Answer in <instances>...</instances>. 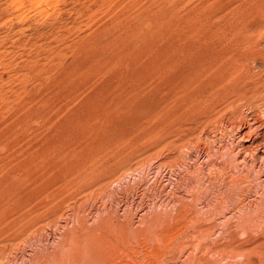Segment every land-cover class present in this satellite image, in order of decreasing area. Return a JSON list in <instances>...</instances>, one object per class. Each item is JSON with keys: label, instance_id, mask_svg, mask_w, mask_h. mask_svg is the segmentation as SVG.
<instances>
[{"label": "rangeland", "instance_id": "rangeland-1", "mask_svg": "<svg viewBox=\"0 0 264 264\" xmlns=\"http://www.w3.org/2000/svg\"><path fill=\"white\" fill-rule=\"evenodd\" d=\"M241 37L264 52V0H0V264L74 255L116 214L134 218L139 243L101 264H264V185L227 156L221 117L195 133L203 115L179 125L150 88L168 48L206 57ZM86 169L110 178L82 189Z\"/></svg>", "mask_w": 264, "mask_h": 264}, {"label": "bare ground", "instance_id": "bare-ground-1", "mask_svg": "<svg viewBox=\"0 0 264 264\" xmlns=\"http://www.w3.org/2000/svg\"><path fill=\"white\" fill-rule=\"evenodd\" d=\"M249 8V7H248ZM243 26V25H242ZM253 28V27H252ZM251 30V29H250ZM186 31V30H185ZM256 32V30H255ZM241 34V33H240ZM244 34V33H243ZM229 35V34H228ZM227 35V36H228ZM205 37V36H203ZM254 37V36H253ZM242 38V37H241ZM251 38V37H250ZM181 39V38H180ZM207 39V38H206ZM249 38H240L231 39L226 38V41H223L221 49L223 51H217L218 46H215L217 49H214L210 55L206 57L202 56L200 53L191 52L188 46L176 45L173 48L167 50L163 55L162 59H158L152 69V75L154 78V83L150 86L151 90L154 91L156 96L159 98L158 101L163 104L162 109L160 108L161 113H174L175 121L179 124L181 121L183 124L185 120L192 117H197L203 115L202 122L197 123L194 128L190 130L195 133L200 131L205 135H209V128L212 125L211 119L212 116L217 115V119L221 120L220 127L223 128V133H230L232 137L231 144H227L223 147L224 150H227L230 158V154H233V162L238 167L243 168L242 171H247L255 174L259 178V185H264V74L259 75L255 73L253 67L251 66L252 62H256L259 56L264 57V52H262L259 47L251 46L249 43ZM184 40V38H183ZM182 40V41H183ZM185 41V40H184ZM253 42V41H252ZM254 43V42H253ZM191 44V43H190ZM199 45V44H198ZM194 46V44H193ZM234 47L233 52L227 51V48ZM196 48H194L195 50ZM220 49V48H219ZM205 50V49H203ZM202 50V53H203ZM260 58V60H261ZM264 61V60H263ZM263 66H264V62ZM261 63V64H262ZM264 70V69H263ZM257 71V70H256ZM129 75V74H128ZM127 76V75H126ZM129 82V81H128ZM148 84V83H147ZM144 87V86H143ZM129 90V89H128ZM141 90V89H140ZM148 90V89H147ZM145 90L144 92H146ZM142 93V92H141ZM141 96V95H140ZM143 96V94H142ZM154 97V96H152ZM137 98V97H136ZM140 98V97H139ZM142 98V97H141ZM156 99V98H155ZM124 103V102H123ZM159 103V102H158ZM155 106V105H154ZM160 107V106H159ZM174 109V110H173ZM175 111V112H174ZM156 113V112H155ZM169 114V115H170ZM178 114V115H177ZM158 119L162 118L161 115ZM165 117V115H164ZM152 118V117H151ZM154 118V117H153ZM179 119V121H177ZM193 119V118H192ZM163 120V119H162ZM170 120V119H169ZM166 121V118H165ZM189 121V120H188ZM186 121V123L188 122ZM216 121V123H217ZM156 122V121H155ZM164 122V121H163ZM170 122V121H169ZM173 122V121H172ZM175 122V123H176ZM167 123V121H166ZM165 123V124H166ZM176 123V124H177ZM154 124V123H153ZM170 124V123H168ZM174 124V123H173ZM193 124V122H192ZM181 125V123L179 124ZM201 125L205 127L200 130ZM215 125V124H214ZM213 125V126H214ZM161 126V125H160ZM187 126V125H186ZM217 126V124L215 125ZM159 127V126H158ZM157 127L158 131L159 128ZM172 127V126H171ZM170 127V128H171ZM180 127V126H179ZM166 128V127H165ZM151 129V128H150ZM156 129V127H155ZM154 131L156 132V130ZM162 129V128H161ZM160 129V131H161ZM179 129V128H178ZM211 129V128H210ZM218 130V129H215ZM222 130V129H221ZM157 131V132H158ZM213 131V129H212ZM162 132V131H161ZM169 132V129H168ZM191 132V131H190ZM193 132V133H194ZM211 132V131H210ZM220 132V131H219ZM148 133V132H147ZM186 133V132H185ZM213 133V132H212ZM216 133V132H214ZM213 133V134H214ZM157 135V134H156ZM160 135V134H158ZM162 135V134H161ZM164 135H168L167 133ZM163 135V136H164ZM193 135V134H192ZM201 135V134H200ZM200 135L196 137H190V141L199 143ZM216 135V134H215ZM166 137V136H165ZM202 137V136H201ZM227 137V136H226ZM229 137V136H228ZM204 139V137H202ZM213 138V137H211ZM217 138V137H216ZM224 138V137H223ZM222 139V138H221ZM229 139V138H228ZM206 140V139H205ZM230 140V139H229ZM227 140V142L229 141ZM188 142V143H189ZM133 143V142H132ZM205 143V142H204ZM212 143V142H211ZM221 143V142H220ZM229 143V142H228ZM224 144V143H223ZM192 145V143H191ZM209 145V144H208ZM220 145V144H219ZM193 146V145H192ZM197 146V145H196ZM222 146V145H220ZM219 146V150H220ZM184 147V146H183ZM191 147V146H190ZM194 147V146H193ZM211 147V146H210ZM60 148V147H59ZM168 148V147H167ZM203 148V147H202ZM218 148V147H216ZM227 148V149H226ZM187 149V148H186ZM194 149V148H193ZM55 150V149H54ZM57 150V149H56ZM214 150V149H213ZM223 150V151H224ZM189 151V150H188ZM195 151V150H194ZM200 158H205L208 155V152L204 149L197 150ZM209 151V150H208ZM222 151V150H221ZM220 151V153H221ZM101 152V151H100ZM107 152V151H106ZM102 153V152H101ZM214 153V152H213ZM212 153V154H213ZM219 153V152H218ZM100 154V153H99ZM103 154V153H102ZM192 154V153H191ZM223 154V153H222ZM226 154V153H225ZM56 155V154H55ZM96 155V153L94 154ZM93 155V156H94ZM101 155V154H100ZM163 155V154H162ZM168 155V154H167ZM211 155V154H210ZM88 156V155H87ZM185 156V155H184ZM217 156V155H215ZM214 156V157H215ZM225 156V157H227ZM39 157V156H38ZM89 157V156H88ZM95 157V156H94ZM99 157V156H98ZM116 157V156H115ZM179 157V156H178ZM189 157V156H188ZM194 157V156H193ZM213 157V158H214ZM219 157V156H218ZM222 157V156H221ZM47 158V157H46ZM55 158V157H54ZM97 158V157H96ZM106 158V157H105ZM104 158V161H105ZM121 157L115 158L119 159ZM128 158V157H127ZM169 158V157H168ZM167 158V159H168ZM177 158V157H176ZM185 158V157H184ZM87 160V158H85ZM109 159V158H107ZM126 159V158H125ZM131 159V158H129ZM156 159V158H155ZM218 159V158H216ZM220 159V157H219ZM91 160V159H90ZM89 160V161H90ZM116 160V161H117ZM197 160V159H196ZM231 160V159H229ZM36 161V160H35ZM48 161V160H47ZM99 161V160H98ZM101 161V160H100ZM109 161V160H108ZM119 161V160H118ZM117 161V162H118ZM123 161V160H122ZM126 161V160H125ZM164 161V160H163ZM167 161V160H166ZM193 161V160H192ZM204 161V160H203ZM228 161V160H227ZM87 161H85L86 163ZM91 162V161H90ZM110 162V161H109ZM108 162V163H109ZM149 162V161H148ZM180 162V161H179ZM188 162V161H187ZM190 162V160H189ZM232 162V161H231ZM232 162V163H233ZM36 163V162H35ZM68 163V162H67ZM88 163V162H87ZM98 162H96L97 164ZM100 163V162H99ZM105 163V162H104ZM107 163V162H106ZM120 163V161H119ZM124 163V162H123ZM165 163V162H164ZM192 163V162H191ZM37 164V163H36ZM84 164V163H83ZM89 164V163H88ZM94 164V163H93ZM112 169V164L109 163ZM115 164V162H114ZM118 164V163H117ZM148 164V163H147ZM196 164V163H194ZM210 164V163H209ZM228 164V163H227ZM230 164V162H229ZM43 165V164H42ZM95 165V164H94ZM89 166V168L91 166ZM104 165V164H103ZM125 165V164H124ZM159 165V164H158ZM176 165V164H175ZM201 165V163H200ZM199 165V166H200ZM231 165V164H230ZM59 166V165H58ZM81 166V165H80ZM78 166V167H80ZM84 166V165H82ZM99 166V165H98ZM102 164L100 165V167ZM118 166V165H117ZM153 166V165H152ZM161 166V165H160ZM195 166V165H194ZM105 166H103L104 169ZM107 167V166H106ZM115 167V166H114ZM124 167V166H123ZM190 167V166H189ZM208 167V166H207ZM230 167V166H229ZM41 168V167H40ZM87 168V167H86ZM102 168V167H101ZM120 168V167H118ZM165 168V167H164ZM82 169V168H81ZM108 169V168H107ZM117 170V167L114 170ZM169 169V168H168ZM231 169V168H230ZM235 170L238 168H234ZM95 170V169H92ZM91 170V171H92ZM113 170V171H114ZM130 170V169H129ZM136 170V169H135ZM188 170V169H187ZM233 170V169H232ZM234 170V171H235ZM45 171V170H44ZM89 170H84V172L77 177V184L82 187V189L92 188L93 186L103 183L105 180H109L110 176L105 174H97L90 178L91 180L84 178L88 177ZM99 171V170H98ZM131 171V170H130ZM157 171V169H156ZM203 171V170H202ZM237 171V170H236ZM235 171V172H236ZM240 171V170H239ZM96 172V170H95ZM93 172V174L95 173ZM126 171H124L125 174ZM137 172V171H136ZM140 172V171H139ZM245 172H243L245 174ZM113 173V172H112ZM117 174V172H115ZM119 173V172H118ZM122 173V172H121ZM129 173V172H128ZM157 173V172H156ZM179 173V172H178ZM177 173V174H178ZM39 174V173H38ZM48 174V173H47ZM61 174V172H60ZM65 174V173H64ZM78 174V173H77ZM114 174V173H113ZM115 174V175H116ZM237 174V173H236ZM235 174V175H236ZM251 174V175H253ZM43 175H45L43 173ZM100 175V176H99ZM160 175V174H159ZM241 175V174H239ZM247 175V174H246ZM31 176V175H29ZM98 176V177H97ZM147 176V175H146ZM149 176V175H148ZM44 177V176H43ZM119 177V176H118ZM122 179V175L120 176ZM172 177V176H171ZM255 177V176H254ZM58 178V177H57ZM74 178V177H73ZM89 178V177H88ZM134 178V177H133ZM141 178V177H140ZM230 178V177H229ZM245 178V177H244ZM66 179V178H65ZM139 179V178H138ZM142 179V178H141ZM162 179V178H161ZM242 179V178H241ZM248 179V178H247ZM57 180V179H56ZM59 180V179H58ZM69 180V179H68ZM112 180V179H111ZM114 180V179H113ZM116 180V179H115ZM118 180V178H117ZM120 180V179H119ZM118 180V181H119ZM230 182L231 180L228 179ZM234 180V179H233ZM236 180V179H235ZM254 180V179H253ZM139 181V180H138ZM161 181V180H159ZM158 181V182H159ZM178 181V180H177ZM228 181V182H229ZM76 182V181H75ZM125 182V181H124ZM133 182V181H132ZM137 182V181H135ZM170 182V181H169ZM255 181H253L254 183ZM115 182H112L114 184ZM128 183V181H127ZM166 183V182H165ZM233 183V182H232ZM249 183V182H248ZM106 184V183H105ZM70 185V184H69ZM111 185V184H110ZM133 185V184H132ZM136 185V184H135ZM234 185V184H233ZM240 185V184H239ZM258 185V186H259ZM113 186V185H112ZM111 186V187H112ZM131 186V185H130ZM129 186V187H130ZM243 186V185H241ZM62 187V186H61ZM93 187V188H94ZM100 187V186H98ZM115 187V186H114ZM134 187V185H133ZM75 188V187H74ZM103 189V186L101 187ZM151 188V187H150ZM162 188V187H161ZM172 188V187H171ZM177 188V187H176ZM234 188V187H233ZM261 188V187H259ZM264 188V187H263ZM25 189V188H24ZM76 189V188H75ZM81 189V188H79ZM108 189V188H107ZM114 189V188H113ZM126 189V188H125ZM128 189V188H127ZM126 189V190H127ZM132 189V188H131ZM163 189V188H162ZM161 189V190H162ZM251 189V188H250ZM258 189V188H257ZM109 190V189H108ZM107 190V191H108ZM144 190V188H143ZM252 190V189H251ZM145 191V190H144ZM185 191V190H184ZM187 191V190H186ZM59 193V191H57ZM76 192V191H75ZM78 192V191H77ZM90 192V191H89ZM86 192V193H89ZM104 191L102 190L101 193ZM130 192V191H129ZM134 192V191H133ZM153 192V191H152ZM170 192V191H169ZM252 192V191H251ZM96 193V190H95ZM94 193V194H95ZM100 193V194H101ZM108 193V192H107ZM189 194V192H187ZM250 193V192H249ZM40 194V193H39ZM99 194V195H100ZM105 194V193H104ZM110 194V193H109ZM117 193H115L116 195ZM163 194V193H162ZM191 194V193H190ZM41 195V194H40ZM84 195V194H83ZM87 196V194H85ZM155 195V194H154ZM171 195V194H170ZM261 195V194H260ZM89 196V195H88ZM91 196V195H90ZM95 196V195H94ZM93 196V197H94ZM97 196V195H96ZM194 196V195H193ZM257 196V195H256ZM42 197V196H41ZM65 197V196H62ZM83 197V196H82ZM149 197V196H148ZM198 197V196H197ZM261 197V196H260ZM39 198V197H38ZM79 198V197H78ZM90 198V197H89ZM107 198V197H106ZM123 198V197H122ZM135 198V197H134ZM145 198V197H144ZM184 198V197H183ZM187 198V197H186ZM192 198V197H191ZM47 199V198H46ZM61 199V198H60ZM168 199V198H167ZM51 200V199H50ZM87 199L86 201H88ZM162 200V199H161ZM189 200V198H188ZM195 200V199H194ZM245 200V199H244ZM75 201V200H74ZM78 201V200H77ZM91 201V200H90ZM201 201V200H200ZM259 201V200H258ZM99 202V201H97ZM164 202V200H163ZM167 202V201H166ZM238 202V201H237ZM241 202V201H240ZM31 203V202H30ZM53 203V202H52ZM74 203V202H73ZM72 203V204H73ZM105 203V202H104ZM148 203V202H147ZM161 203V202H160ZM199 203V202H197ZM245 203V202H244ZM251 203V202H250ZM45 204V203H44ZM84 204V202H83ZM96 204V203H95ZM164 204V203H163ZM167 204V203H166ZM172 204V203H171ZM210 204V203H209ZM76 205V203H75ZM78 205V203H77ZM113 205V202H112ZM117 205V204H116ZM119 205V204H118ZM117 205V206H118ZM152 205V204H151ZM211 205V204H210ZM214 205V204H212ZM70 206V204L68 205ZM75 208V206L71 205ZM120 206V205H119ZM169 206V205H168ZM207 206V205H206ZM205 206V207H206ZM58 207V206H57ZM110 207V206H109ZM166 207V206H165ZM246 207V206H245ZM66 208V207H65ZM105 208V207H104ZM118 208V207H117ZM202 208V207H201ZM247 208V207H246ZM97 209V208H96ZM115 209V208H114ZM155 209V208H154ZM203 209V208H202ZM205 209V208H204ZM222 209V208H220ZM242 209V208H241ZM74 210V209H73ZM102 210V209H101ZM118 210V209H117ZM123 210V209H122ZM143 210V209H142ZM198 210V209H197ZM210 210V209H209ZM208 210V211H209ZM79 211V210H78ZM119 211V210H118ZM127 211V210H126ZM125 211V212H126ZM215 211V210H214ZM217 211V210H216ZM227 211V210H226ZM224 211V212H226ZM59 212V211H58ZM61 212V211H60ZM77 212V211H76ZM123 212V211H122ZM128 212V211H127ZM130 212V211H129ZM145 212V211H144ZM56 213V212H55ZM66 213V212H65ZM71 213V212H70ZM85 213V212H84ZM89 213V210H88ZM99 213V212H98ZM222 213V212H221ZM57 214V213H56ZM128 214V213H127ZM200 214V213H199ZM224 214V213H223ZM226 214V213H225ZM224 214V215H225ZM113 215V213H112ZM117 215V216H116ZM115 218L105 220L99 229H94L91 233L87 231L91 237L85 238L86 245L84 250L79 249L73 255L72 253L62 260L57 262L54 261L52 264H81L84 259V253L86 259L89 258L87 263L84 264H101L102 259L107 257H113L118 260L120 254H124L129 249V246L133 243L132 240L138 239L139 230L134 228L133 217H124L121 218L119 214H116ZM196 215V214H195ZM194 215V216H195ZM231 215V214H230ZM98 216V215H97ZM220 216V215H219ZM60 217V215H59ZM72 217V216H71ZM90 217V216H89ZM193 217V216H192ZM49 218V217H48ZM57 218V217H56ZM63 218V217H62ZM73 218V217H72ZM92 218V217H91ZM157 218V217H156ZM87 219V218H86ZM85 219V220H86ZM102 219V218H100ZM142 219V218H141ZM158 219V218H157ZM188 219V218H187ZM224 219V218H223ZM70 220V219H69ZM73 220V219H72ZM93 220V219H92ZM174 220V219H173ZM89 221V220H88ZM84 222L85 224L88 223ZM135 221V220H134ZM191 221V220H190ZM74 222V221H73ZM192 222V221H191ZM209 222V221H208ZM45 223V222H44ZM60 223V222H59ZM189 223V222H188ZM187 223V224H188ZM91 224V223H90ZM87 225V224H86ZM192 225V224H191ZM53 226V225H52ZM71 226V224H70ZM76 226V225H75ZM94 226V225H93ZM96 226V225H95ZM200 226V225H199ZM77 227V226H76ZM80 227V225H78ZM90 228V227H89ZM83 229V228H82ZM157 229V228H155ZM84 230H82L83 232ZM186 231V230H185ZM216 231V230H215ZM86 232V233H87ZM96 232L97 235L95 234ZM55 233V232H54ZM79 233V232H78ZM85 233V232H84ZM59 234V233H58ZM181 234V233H180ZM184 234V233H183ZM78 235V234H76ZM192 235V234H191ZM154 236V235H153ZM181 236V235H180ZM70 237V236H69ZM82 237V236H81ZM85 237V236H84ZM142 237V236H141ZM197 237V236H196ZM201 237V236H200ZM60 238V237H59ZM83 238V237H82ZM146 238V237H145ZM155 238V236L153 237ZM159 238V237H158ZM190 238V237H188ZM192 238V237H191ZM199 238V237H198ZM207 238V237H206ZM73 239V238H72ZM194 239V238H193ZM209 239V238H207ZM211 239V238H210ZM144 240V239H143ZM156 240V239H155ZM192 240V239H190ZM137 241V240H136ZM138 242V241H137ZM139 243V242H138ZM158 243V242H157ZM33 244V243H32ZM56 244V243H55ZM83 242L80 241L79 246H82ZM136 244V242H135ZM190 244V243H189ZM64 245V244H63ZM67 245V244H66ZM211 245V244H209ZM213 245V244H212ZM195 246V244H194ZM214 246V245H213ZM65 247V246H64ZM138 247V246H137ZM197 247V246H196ZM60 248V247H59ZM62 248V247H61ZM72 249V247H69ZM68 248V249H69ZM79 248V247H77ZM186 248V247H185ZM214 248V247H213ZM64 249V248H63ZM67 249V250H68ZM187 249V248H186ZM5 251V250H4ZM71 251V250H70ZM130 251V250H129ZM135 251V250H133ZM184 251V250H183ZM137 252V251H135ZM140 252V251H139ZM217 252V251H215ZM30 253V252H29ZM138 253V252H137ZM183 253V252H181ZM180 253V254H181ZM188 253V252H187ZM254 253V252H253ZM258 253V252H257ZM127 254V253H126ZM129 254V253H128ZM192 254V253H191ZM205 254V253H204ZM209 254V253H208ZM3 255V254H2ZM121 255V256H122ZM183 255V254H182ZM212 255V254H211ZM128 256V255H127ZM52 257V256H51ZM65 257V256H63ZM156 257V256H155ZM1 258V256H0ZM4 258V257H3ZM55 258V257H54ZM108 258V259H109ZM112 258V259H113ZM130 258V257H129ZM17 259V258H16ZM56 259V258H55ZM123 259V258H122ZM153 259V258H152ZM3 260V259H2ZM54 260V259H52ZM115 260V261H116ZM158 260V259H157ZM133 261V260H132ZM131 261V262H132ZM178 261V259H177ZM187 261V260H186ZM2 262V261H1ZM47 262V261H46ZM161 262V261H160ZM164 262V261H163ZM201 262V261H200ZM113 262H111L112 264ZM122 263V262H120ZM128 263V262H127ZM260 263V262H259ZM4 264V263H3ZM47 264V263H46ZM49 264V262H48ZM106 264V263H105ZM123 264V263H122ZM125 264V262H124ZM142 264H144L142 262ZM153 264V263H152Z\"/></svg>", "mask_w": 264, "mask_h": 264}]
</instances>
